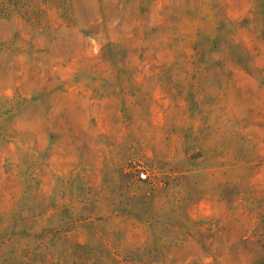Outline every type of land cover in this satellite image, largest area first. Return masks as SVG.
<instances>
[{
	"label": "rangeland",
	"instance_id": "1",
	"mask_svg": "<svg viewBox=\"0 0 264 264\" xmlns=\"http://www.w3.org/2000/svg\"><path fill=\"white\" fill-rule=\"evenodd\" d=\"M249 186L264 0H0L2 234L51 264H252Z\"/></svg>",
	"mask_w": 264,
	"mask_h": 264
},
{
	"label": "trees",
	"instance_id": "2",
	"mask_svg": "<svg viewBox=\"0 0 264 264\" xmlns=\"http://www.w3.org/2000/svg\"><path fill=\"white\" fill-rule=\"evenodd\" d=\"M37 9L40 10V7ZM37 9L34 8V11ZM242 194L244 215L241 216L248 222L246 232L239 239L247 247L244 249L245 254H242L245 256L244 262L264 264V190L255 192L252 186H249ZM258 203L262 206L260 215L256 208ZM34 241L31 230L27 233L2 234L0 226V264H51L46 252L42 255L36 251L38 249L33 248L36 247Z\"/></svg>",
	"mask_w": 264,
	"mask_h": 264
},
{
	"label": "built area",
	"instance_id": "3",
	"mask_svg": "<svg viewBox=\"0 0 264 264\" xmlns=\"http://www.w3.org/2000/svg\"><path fill=\"white\" fill-rule=\"evenodd\" d=\"M138 177L140 178L141 181H144L147 178V174H145V173H139Z\"/></svg>",
	"mask_w": 264,
	"mask_h": 264
}]
</instances>
